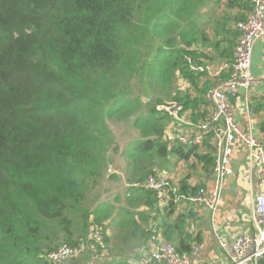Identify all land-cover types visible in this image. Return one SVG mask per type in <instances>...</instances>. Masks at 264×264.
Returning a JSON list of instances; mask_svg holds the SVG:
<instances>
[{
    "label": "trees",
    "instance_id": "obj_1",
    "mask_svg": "<svg viewBox=\"0 0 264 264\" xmlns=\"http://www.w3.org/2000/svg\"><path fill=\"white\" fill-rule=\"evenodd\" d=\"M252 9L249 0H0V264H98L111 248L105 223L113 220V203L125 200L131 218L141 201L160 203L140 186L148 175L138 178V171L156 175L154 161L172 155L196 159L209 172L212 144L169 145L171 118L156 108L164 99L144 102L143 95L150 96L148 85L166 88L179 76L188 88L166 98L194 121L204 119L200 106L213 81L192 72L185 57L230 63L238 23ZM119 120L138 132L122 150L132 184L126 195L104 186L122 180L107 179L120 150L111 124ZM177 185L187 197L204 186L187 179ZM93 194L104 197L91 203ZM176 207L166 205L160 232L191 254L190 243L199 240L187 231L195 210L166 223ZM99 227L104 248L89 238ZM153 233L159 230L136 226L137 247ZM62 245L80 254L49 259Z\"/></svg>",
    "mask_w": 264,
    "mask_h": 264
},
{
    "label": "built area",
    "instance_id": "obj_2",
    "mask_svg": "<svg viewBox=\"0 0 264 264\" xmlns=\"http://www.w3.org/2000/svg\"><path fill=\"white\" fill-rule=\"evenodd\" d=\"M249 1L253 9L247 20L238 23L239 37L230 63L203 64L195 61L193 56L185 57L192 72L207 74L213 81L205 96V103L200 106L205 118L199 122L194 121L190 112L185 111L184 105L178 102H163L156 107L159 112L171 118L165 135V141L169 145L180 144L190 148L206 142L212 144L210 153L214 163L209 170L210 184L204 185L195 195L189 197L181 196L178 185L168 177L149 175L140 185L144 190L156 193L159 199L171 196L175 200L183 198L189 204L209 209L214 215L224 204L222 193L226 179L235 175L232 159L238 147L245 148L250 170L257 177V191L252 194L251 221L254 231L230 240L223 233L214 230L216 245L231 264H260L264 259V146L253 134L250 124L245 127L238 124L237 109L233 106L234 99L241 94L248 99L252 90L264 82V71L257 76L252 69L255 46L259 42L264 43V0ZM224 73L228 76L224 77ZM115 174L117 173L108 169L107 179L115 177ZM95 230L94 237H91L104 248L103 227L93 231ZM187 231L194 233V223L187 227ZM202 249L203 244H198L193 248V253H182L176 245L160 234L153 233L145 247V254L149 252V255L140 256L136 264H195L192 256L199 254ZM79 251L78 247L63 245L50 252L48 258L62 261L77 256Z\"/></svg>",
    "mask_w": 264,
    "mask_h": 264
},
{
    "label": "crops",
    "instance_id": "obj_3",
    "mask_svg": "<svg viewBox=\"0 0 264 264\" xmlns=\"http://www.w3.org/2000/svg\"><path fill=\"white\" fill-rule=\"evenodd\" d=\"M263 52L264 43H257L252 65L253 72L256 75H260L264 71ZM260 103L264 104V82L252 90L248 99L245 98L244 94H241L233 100V106L237 109L236 119L238 124L241 127L250 124L257 140L264 143V107L258 108ZM247 156V150L238 147L232 159V168L235 175L226 179L223 192L224 204L214 215L205 207L189 204L183 198L175 200L171 196L160 199L159 205L155 204L153 208L147 206V200L145 202L141 201L138 211L133 213L132 218L130 216L126 217L123 213L113 221L108 220L105 223V229L111 248L101 255L104 259H99L98 264H136L140 260L139 257L145 254L147 245L146 243L143 245L144 247L142 246L143 248L137 247L134 235L136 226H141L142 230L147 232L159 230L161 235L160 226L167 218L165 208L169 201H173L177 207L174 215L166 223H172L180 214H186L191 209L195 210L196 218L188 224L189 226L194 223L195 231L194 233L188 231V233L193 235L192 238L199 240L191 242L190 245L194 248L198 244H203L202 251L192 256L195 264H231L227 256L218 249L214 238V230L223 233L230 240L241 234H252L254 231L251 221L252 194L257 191V177L255 172L250 170ZM153 169H155L157 176L168 177L175 184L187 179L191 187L197 185L207 186L211 180L209 172L204 171L203 164L196 159L178 162L174 156L169 155L166 159L155 160L154 165L150 167V171H153ZM117 174L125 175L126 178L129 177L128 181L130 182L131 175L127 170L124 174L122 172ZM117 204L119 203H113L112 205L116 206ZM132 219H134V222L130 223L129 220ZM124 243L128 245L123 246ZM148 255L149 252L144 256L147 257Z\"/></svg>",
    "mask_w": 264,
    "mask_h": 264
},
{
    "label": "rangeland",
    "instance_id": "obj_4",
    "mask_svg": "<svg viewBox=\"0 0 264 264\" xmlns=\"http://www.w3.org/2000/svg\"><path fill=\"white\" fill-rule=\"evenodd\" d=\"M223 6H224V3L222 4V7ZM214 9L216 11L218 10V8H216V7ZM235 45H236V42H235ZM233 53H234V50H233ZM187 86H188V82L185 81L184 79L180 78L179 76H178V78H176V80L174 81L173 84L170 83L166 88H162L161 86H155V85L149 86L148 85V89L145 90V88H144L143 90L147 91L150 94V96L143 95V101L144 102H149V101L153 102L158 97V98H163L164 99L162 102H177V101H169L168 98H166V94L168 92H171L173 95H175L177 92H179V89L183 90ZM171 87H172V89H170ZM142 94H143V91H142ZM111 125H112L113 130L115 131L116 140L120 144V146H119L120 150H119V152L117 154H113V161L114 162L109 167V169H111L115 173H116V171H114V170H118L117 173H121L122 172L124 174L126 172V170H127V167H128V160L125 157V155L122 153V150L124 149V147L129 142L132 141V139L138 137V132L131 126L129 121L119 120L117 122L112 123ZM153 171H155V169H153ZM154 174H156V171H155ZM147 175L149 176V174H147L144 170H140V171H138V175L137 176L139 178V177L147 176ZM150 175H153V174H150ZM155 176H157V175H155ZM115 177H117V178L121 177L122 180L113 181V183L111 185H110L109 182H107V183L104 184V186L105 187L106 186H110L111 190H113L114 194L123 193L124 195H126L129 192V189H131V185H132L131 182L128 181L129 177L126 178L125 175H120V174H115ZM176 183H178V182L176 181ZM104 186H102L101 190H104L103 189ZM224 190H225V188H224ZM224 190H223V192H224ZM93 195L94 196H92L91 199H90L91 203H93V201L96 199L97 196H100L99 194H93ZM103 197L104 196L101 195L98 200H101ZM222 197H223V193H222ZM125 207H127V206H126V202L124 200H122L119 204L116 205L117 209L113 213V216H112L113 220H115V218L121 216L124 213ZM93 229H92V231H93ZM95 232H96V230L91 233L92 237H94ZM91 235L89 236V238H91ZM84 241L85 240H81L80 244L78 245V246H82L81 249L84 248V244H85ZM61 244L62 243L60 241L58 243V246L61 245ZM127 245H128L127 243L123 244V246H127ZM106 246H107V244L105 245V247ZM103 254H105V253H103ZM69 264H72V263H69Z\"/></svg>",
    "mask_w": 264,
    "mask_h": 264
},
{
    "label": "water",
    "instance_id": "obj_5",
    "mask_svg": "<svg viewBox=\"0 0 264 264\" xmlns=\"http://www.w3.org/2000/svg\"><path fill=\"white\" fill-rule=\"evenodd\" d=\"M261 145H263L264 146V143H261ZM181 252V251H180Z\"/></svg>",
    "mask_w": 264,
    "mask_h": 264
}]
</instances>
